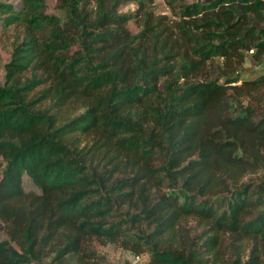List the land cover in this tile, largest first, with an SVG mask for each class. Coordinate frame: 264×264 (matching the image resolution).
I'll use <instances>...</instances> for the list:
<instances>
[{
    "label": "trees",
    "instance_id": "trees-1",
    "mask_svg": "<svg viewBox=\"0 0 264 264\" xmlns=\"http://www.w3.org/2000/svg\"><path fill=\"white\" fill-rule=\"evenodd\" d=\"M59 2H0V264H264V0Z\"/></svg>",
    "mask_w": 264,
    "mask_h": 264
},
{
    "label": "rangeland",
    "instance_id": "rangeland-1",
    "mask_svg": "<svg viewBox=\"0 0 264 264\" xmlns=\"http://www.w3.org/2000/svg\"><path fill=\"white\" fill-rule=\"evenodd\" d=\"M43 13L46 15H54L58 18L64 17V10L60 7L59 0H43ZM186 2H192L194 0H185ZM0 2L10 3L13 5L15 9H20V0H0ZM135 5L133 3H126L119 6V10L121 11H133ZM153 13L156 15H165L170 20H176L178 18L177 12L167 4L166 0H153ZM0 14V20H1ZM128 28L133 32H139L140 25L134 19H131L128 22ZM24 28L20 24H13L7 27H4L0 22V83L3 81V68L2 63L7 59L8 53L10 52L11 45L15 41V39L20 37L23 34ZM220 61V60H216ZM221 62V61H220ZM264 69V66H254L253 63H250L249 60H246L243 64V75L252 76L254 71H261ZM262 69V70H263ZM264 177V168L259 169L254 175H252L253 179ZM23 187L28 190L34 188L31 182L24 177ZM87 250L93 251L95 254V262L98 264H141L146 255H141L139 260H134L133 253H130L126 250L121 249L116 244L107 243L100 244L97 241H92L88 246H86Z\"/></svg>",
    "mask_w": 264,
    "mask_h": 264
},
{
    "label": "built area",
    "instance_id": "built-area-1",
    "mask_svg": "<svg viewBox=\"0 0 264 264\" xmlns=\"http://www.w3.org/2000/svg\"><path fill=\"white\" fill-rule=\"evenodd\" d=\"M139 259H140V256L134 255V260H139Z\"/></svg>",
    "mask_w": 264,
    "mask_h": 264
}]
</instances>
